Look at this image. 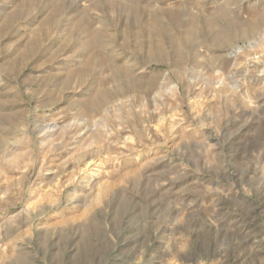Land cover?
I'll return each mask as SVG.
<instances>
[{
    "label": "rangeland",
    "instance_id": "1",
    "mask_svg": "<svg viewBox=\"0 0 264 264\" xmlns=\"http://www.w3.org/2000/svg\"><path fill=\"white\" fill-rule=\"evenodd\" d=\"M0 264H264V0H0Z\"/></svg>",
    "mask_w": 264,
    "mask_h": 264
}]
</instances>
